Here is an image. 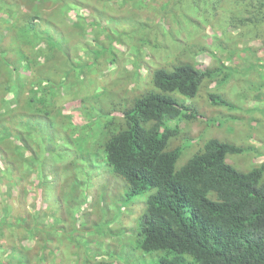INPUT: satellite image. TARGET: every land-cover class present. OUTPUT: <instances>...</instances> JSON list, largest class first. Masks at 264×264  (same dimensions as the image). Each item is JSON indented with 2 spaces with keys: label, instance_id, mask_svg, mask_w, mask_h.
<instances>
[{
  "label": "rangeland",
  "instance_id": "1",
  "mask_svg": "<svg viewBox=\"0 0 264 264\" xmlns=\"http://www.w3.org/2000/svg\"><path fill=\"white\" fill-rule=\"evenodd\" d=\"M259 2L0 0V264L156 263L161 251L137 246L151 190L128 199L103 143L157 67L215 72L195 97L173 93L196 112L166 121L177 128L175 169L211 137L244 148L227 156L238 170L264 164ZM31 16L58 44L26 30ZM212 93L227 103L213 105Z\"/></svg>",
  "mask_w": 264,
  "mask_h": 264
},
{
  "label": "trees",
  "instance_id": "2",
  "mask_svg": "<svg viewBox=\"0 0 264 264\" xmlns=\"http://www.w3.org/2000/svg\"><path fill=\"white\" fill-rule=\"evenodd\" d=\"M258 5L264 10V0ZM258 17L261 23L264 12ZM27 20V31L34 30L50 48L58 44L51 27L39 29L37 16ZM16 46L23 56L19 43ZM213 73L190 62L155 68L152 88L120 110L118 128L103 143L104 159L126 183L128 199L151 190L138 217L137 246L144 252L161 251L155 264H264V164L238 170L227 156L244 148L211 137L175 169L180 148H167L177 128L166 121L196 116L173 93L193 98ZM50 75L38 79L58 80ZM209 100L213 105L227 103L213 93ZM44 102L41 98L38 111L51 116L42 109ZM113 111H107L111 120Z\"/></svg>",
  "mask_w": 264,
  "mask_h": 264
}]
</instances>
